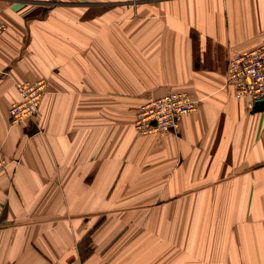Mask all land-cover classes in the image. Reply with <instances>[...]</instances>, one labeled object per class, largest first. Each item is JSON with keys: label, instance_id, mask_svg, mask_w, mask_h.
<instances>
[{"label": "crops", "instance_id": "0c3cea01", "mask_svg": "<svg viewBox=\"0 0 264 264\" xmlns=\"http://www.w3.org/2000/svg\"><path fill=\"white\" fill-rule=\"evenodd\" d=\"M0 264H264V101L226 87L264 0H0ZM49 88L11 126L16 83ZM186 92L177 134L138 135Z\"/></svg>", "mask_w": 264, "mask_h": 264}, {"label": "built area", "instance_id": "2783aa9c", "mask_svg": "<svg viewBox=\"0 0 264 264\" xmlns=\"http://www.w3.org/2000/svg\"><path fill=\"white\" fill-rule=\"evenodd\" d=\"M7 25L0 18V35ZM225 85L236 99H247V109L255 110L264 101V43L230 57L226 67ZM18 99L8 110L11 126L36 119L40 102L48 91L43 80L18 82L15 85ZM198 110V102L186 92H172L158 98H150L139 108L133 122L138 135L165 136L177 134L183 117ZM8 166L0 142V173Z\"/></svg>", "mask_w": 264, "mask_h": 264}, {"label": "water", "instance_id": "95a60500", "mask_svg": "<svg viewBox=\"0 0 264 264\" xmlns=\"http://www.w3.org/2000/svg\"><path fill=\"white\" fill-rule=\"evenodd\" d=\"M262 103H263V102L259 103V106H261V105H262Z\"/></svg>", "mask_w": 264, "mask_h": 264}]
</instances>
